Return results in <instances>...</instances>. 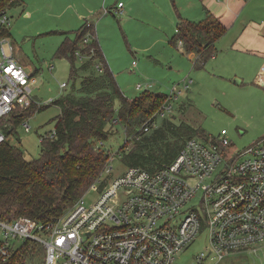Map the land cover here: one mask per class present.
I'll return each instance as SVG.
<instances>
[{
    "label": "built area",
    "instance_id": "built-area-1",
    "mask_svg": "<svg viewBox=\"0 0 264 264\" xmlns=\"http://www.w3.org/2000/svg\"><path fill=\"white\" fill-rule=\"evenodd\" d=\"M122 7L118 2L115 10ZM9 23L6 9H1L0 25ZM14 48L11 37L0 38V144L11 128L3 117L36 102L26 89L31 74L15 58ZM75 55L82 58L79 51ZM95 67L103 71L100 63ZM259 74L261 79L264 63ZM154 124L148 120L142 132ZM230 144L223 128L216 137L187 139L162 168L127 166L114 176L110 158L92 185L98 191L94 202L86 205L82 195L50 222L23 215L0 218V260L19 242L33 240L45 248L44 264H172L203 230L207 244L196 256L199 262L215 259L217 264L235 253L259 254L264 251V138L236 152ZM198 191V205L182 210Z\"/></svg>",
    "mask_w": 264,
    "mask_h": 264
},
{
    "label": "rangeland",
    "instance_id": "rangeland-1",
    "mask_svg": "<svg viewBox=\"0 0 264 264\" xmlns=\"http://www.w3.org/2000/svg\"><path fill=\"white\" fill-rule=\"evenodd\" d=\"M116 1L101 0L95 17L87 19L93 21L94 37L121 92L128 98L145 91L172 94L168 100L170 108L162 107L164 115H160L162 111L156 115L148 134L163 120L176 125L185 122L196 129L201 127L207 137H216L225 128L231 152L241 151L264 138V87L242 78V74L236 72L238 64L227 55L228 51L220 50L219 43L215 57L209 58L201 67H194V58L182 53L179 41L172 43L177 33V19L179 16L184 18L176 0H153L155 4L121 0L126 3L123 11L130 10L126 13L115 10ZM254 1L264 2L250 0L248 4ZM97 3L99 0H17L6 8L14 56L31 74L26 89L37 104L50 103L71 90L73 80L70 79L69 60L57 57L56 51L65 37L73 38L74 31L85 21L75 19L74 13L78 15L89 4ZM106 8L112 9V13H104ZM233 58L236 60L235 56ZM84 60L85 57H77L75 64ZM94 70L97 71L95 65ZM81 76L74 81L76 88ZM237 78L240 79L238 83ZM61 82H67V85L62 88ZM59 112L55 104L35 111L25 120L27 130L23 122L16 126L9 136L10 144L19 147L28 159L38 157L39 137L54 129L53 118ZM111 132L106 141L97 143V147L109 151L113 166L111 175L114 176L127 167L121 160L123 151L120 148L131 146L133 135L126 136L121 125L113 126ZM201 195V191L195 193L182 210L198 205ZM83 197L86 205L94 202L98 197L97 188L91 186ZM206 244L203 230L197 240L175 256L172 264H214L215 259L202 262L196 259L206 250ZM261 262L264 264V251L231 254L217 264Z\"/></svg>",
    "mask_w": 264,
    "mask_h": 264
},
{
    "label": "trees",
    "instance_id": "trees-1",
    "mask_svg": "<svg viewBox=\"0 0 264 264\" xmlns=\"http://www.w3.org/2000/svg\"><path fill=\"white\" fill-rule=\"evenodd\" d=\"M16 2L0 0V10ZM176 31L172 43L181 41L183 53H194L193 65L201 67L217 52L216 43L227 29L208 13L199 22L180 17ZM87 34L90 36L85 42ZM94 35V24L86 19L74 31V37L66 36L57 48L56 56L67 57L70 63V91L50 103L34 102L3 117L11 128L4 131L6 139L0 144V218L23 215L50 222L60 217L94 184L109 162V151L98 148L97 143L109 138L113 126L121 125L126 136L133 135L132 145L120 148L122 162L148 170L171 162L187 139L196 135L208 138L201 127L196 129L185 122L176 125L168 120L150 134L143 133L141 127L148 120H155L169 95L145 91L133 98L124 96ZM5 36L10 37V31L0 25V38ZM76 51L85 57L79 65L75 64ZM97 63L103 71L94 70ZM80 76L76 88L74 81ZM49 104L57 105L60 111L53 118L55 133L51 136V130L40 135V153L28 159L19 147L10 144L9 136L16 126ZM136 135L138 139L134 138ZM44 257L41 243L23 240L0 264H44Z\"/></svg>",
    "mask_w": 264,
    "mask_h": 264
},
{
    "label": "crops",
    "instance_id": "crops-1",
    "mask_svg": "<svg viewBox=\"0 0 264 264\" xmlns=\"http://www.w3.org/2000/svg\"><path fill=\"white\" fill-rule=\"evenodd\" d=\"M100 1L101 0H99L97 4H89L86 10H81L78 15L74 13L75 19L79 21L81 19L86 20L88 17L90 18V16L95 17V12L100 5ZM107 1L108 0H105V2ZM142 1H151L155 4L153 0ZM249 1L250 0H176V3H178V9L180 14L184 17L183 19L199 22L203 20L208 13L217 17L226 27L227 31L226 34L217 41L216 45L219 43L220 50L224 49L228 51L227 55L233 59L234 63L238 64L236 72L242 74V78H247L250 82H253V84L264 87V75L259 79V70L264 63V2L255 3L254 1L252 4H248ZM116 2L122 1L118 0ZM116 2H114L116 4L113 5L114 8L117 6ZM143 3L146 5L145 2ZM125 4L126 3H123V7L120 9V11L124 13L130 11L129 9H124L123 11ZM179 18L180 16L177 22ZM160 39L165 40L161 37ZM180 48H182V46H180ZM216 53L211 58L215 57ZM186 55L192 59L195 58L194 53ZM234 56L236 60L233 58ZM237 80L240 82V79L237 78Z\"/></svg>",
    "mask_w": 264,
    "mask_h": 264
},
{
    "label": "water",
    "instance_id": "water-1",
    "mask_svg": "<svg viewBox=\"0 0 264 264\" xmlns=\"http://www.w3.org/2000/svg\"><path fill=\"white\" fill-rule=\"evenodd\" d=\"M236 82L238 83V80H236Z\"/></svg>",
    "mask_w": 264,
    "mask_h": 264
}]
</instances>
